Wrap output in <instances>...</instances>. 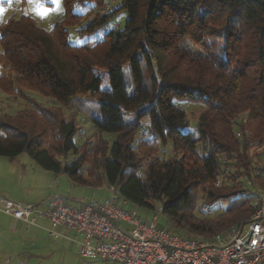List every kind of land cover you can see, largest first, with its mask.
<instances>
[{"label": "trees", "instance_id": "trees-1", "mask_svg": "<svg viewBox=\"0 0 264 264\" xmlns=\"http://www.w3.org/2000/svg\"><path fill=\"white\" fill-rule=\"evenodd\" d=\"M90 1L81 35L127 15L90 45L69 42L67 27L84 17L74 0H64L65 17L50 30L26 14L0 23V92L27 104L14 116L0 110V156L27 154L76 187L106 183L135 206L161 207L186 238H211L249 219L248 183L264 191V0H122L113 11ZM81 96L97 101L93 128L111 142L93 158L63 111ZM184 103L201 107L194 131ZM169 143L171 153H162ZM216 205L225 207L219 215L198 216Z\"/></svg>", "mask_w": 264, "mask_h": 264}, {"label": "rangeland", "instance_id": "rangeland-1", "mask_svg": "<svg viewBox=\"0 0 264 264\" xmlns=\"http://www.w3.org/2000/svg\"><path fill=\"white\" fill-rule=\"evenodd\" d=\"M23 2L24 4L22 0H12L11 3H8V0H0V7L5 9V12L0 14V23L12 15L19 17L22 14H26L34 18L44 29L50 30L57 22L65 17L66 10L64 0H59V3H54L53 0H49L48 2L44 0H24ZM104 2L105 11H113L121 5L122 0H104ZM84 3L85 5H80L79 0H74L73 2V12L84 17L79 23L67 27V31L69 32L68 38L71 44L75 46L94 44L101 40L112 28L124 26V22L127 18L125 12L95 33L81 35L80 29L85 27L88 21L92 19L91 16H87L93 11L95 6L90 0H85ZM4 4L7 5L4 6ZM13 4L16 6H13ZM126 83L130 90V77L127 71ZM32 96L42 104L48 106L56 105L53 100L45 98L38 93H32ZM183 106L188 113L190 128L194 131L199 120L201 107L191 103H184ZM26 107V103L22 101L17 102L0 92V110L4 114L14 116L19 114ZM63 111L68 119L72 118L78 122L80 132L76 141L78 145H84L87 150L91 151V158H93L94 153L100 148L105 146L109 147L111 144L109 138L102 136L93 128L94 120L100 118L98 103L95 99L89 96L74 98L70 103L63 106ZM238 121L246 123L247 114L241 115ZM142 124H144V128H146L147 120H142ZM237 136L241 138V132H238ZM140 137L141 134L138 135L137 138L139 139ZM160 150L162 153L169 154L172 151V144L169 143L165 147L161 145ZM73 158V155H70L68 159L71 161ZM86 166L87 170H89L90 166ZM96 170L94 168L95 173H101L99 169L97 172ZM89 172L90 170L87 173ZM220 183L221 182L218 181L217 184ZM251 185L255 187L253 188ZM103 187H107V190L109 188L106 183L102 184L101 188ZM248 188L253 191L260 190L252 181L248 183ZM69 191H73V196L79 198L86 197V199H90L93 193H95L91 189L87 190L86 188L74 187L65 175L59 176L58 180L53 181L51 172L42 169L27 154H22L13 160L0 156V200L1 196H5L9 201L17 204L27 205L28 203H38L41 206V202L54 193L63 194V196H65L68 195ZM99 196L100 194H97V197ZM198 196V205L200 206L203 203V195L199 193ZM132 205L133 204L130 203L129 206L125 208L129 211H137L141 219L147 223L153 221L157 210L150 211ZM224 208L225 207L221 205H216L213 208L201 207L197 209V214L200 218H214L222 213ZM13 223L10 217L4 212L0 201V264H119L102 259L83 258L81 255V239L85 238H70L67 242L64 238H49L47 234L44 238H40L36 242L37 245L28 246L23 241L29 240L30 238H21V235L26 237L25 234H21L19 230H15V228H13ZM158 224L165 228H172L167 218L163 215L158 217ZM196 238L208 240L212 237ZM26 252H30L34 256L27 257V254H25Z\"/></svg>", "mask_w": 264, "mask_h": 264}, {"label": "built area", "instance_id": "built-area-1", "mask_svg": "<svg viewBox=\"0 0 264 264\" xmlns=\"http://www.w3.org/2000/svg\"><path fill=\"white\" fill-rule=\"evenodd\" d=\"M108 192L105 199H79L80 207L71 206L67 197L55 194L42 211L2 198L0 201L7 215L29 225L34 224V213L46 218L52 237H57L61 229L83 235V258L119 264H264L262 190H254L251 195L249 219L208 240L186 238L160 226L161 207L147 223L137 211L125 208L127 201L117 188L109 186Z\"/></svg>", "mask_w": 264, "mask_h": 264}, {"label": "crops", "instance_id": "crops-1", "mask_svg": "<svg viewBox=\"0 0 264 264\" xmlns=\"http://www.w3.org/2000/svg\"><path fill=\"white\" fill-rule=\"evenodd\" d=\"M48 175V174H47ZM51 176L53 177V181L54 180H58V177L59 176H62V174H52L51 173ZM50 177V176H49ZM74 186V185H73ZM76 187V186H74ZM85 189V188H84ZM87 190H90V189H87ZM72 192L73 191H69L68 195H65L67 196V199H68V203L73 206V207H80V203H79V197L77 196H73L72 195ZM93 195L92 197H95V198H98V199H105L108 195H109V192L107 190V187H103V188H100L98 190H93ZM55 194L57 193H54L53 195L49 196L46 200H43L41 202V206L37 203V204H33V203H28L27 205H24V204H20V205H23V206H27V207H36L37 210H44L46 208V202L52 197L54 196ZM97 194H100L99 197H97ZM58 195H61V194H58ZM63 195V194H62ZM5 197V196H4ZM84 197V196H83ZM7 198V197H6ZM86 198V197H85ZM130 204V202L127 201V204L125 207H128ZM40 206V207H39ZM132 206H135V205H132ZM10 217V219L14 222L13 223V228H15V230H19V232H21V234H25L26 237H23L22 235L20 236L21 238H30L29 240H25L23 241L25 244H27L28 246H33V245H37V241L40 239V238H44L45 235H49V238H64L65 241H69L70 238H76V239H79V238H85L83 235L77 233V232H74V231H69V230H65V229H61L59 230V235L57 237H52L50 235V228H51V224L50 222L46 219V218H42L38 215V213H34L32 216H31V219L34 220V224L33 225H29V223L25 222V221H22V220H18V219H15L13 218L12 216L8 215ZM15 238H18V237H15ZM84 242V239H81V244ZM25 254H27V257H33L34 255L31 254L30 252H26Z\"/></svg>", "mask_w": 264, "mask_h": 264}, {"label": "snow or ice", "instance_id": "snow-or-ice-1", "mask_svg": "<svg viewBox=\"0 0 264 264\" xmlns=\"http://www.w3.org/2000/svg\"><path fill=\"white\" fill-rule=\"evenodd\" d=\"M12 0H8V3H11ZM54 3H59V0H53ZM5 12V9L3 7H0V14H3Z\"/></svg>", "mask_w": 264, "mask_h": 264}, {"label": "water", "instance_id": "water-1", "mask_svg": "<svg viewBox=\"0 0 264 264\" xmlns=\"http://www.w3.org/2000/svg\"><path fill=\"white\" fill-rule=\"evenodd\" d=\"M1 198H2V199H5V200H8V199H7L6 197H4V196H1Z\"/></svg>", "mask_w": 264, "mask_h": 264}]
</instances>
